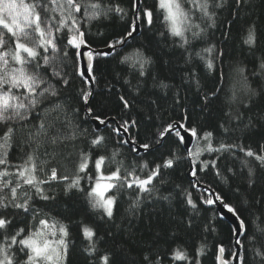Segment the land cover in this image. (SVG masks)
Masks as SVG:
<instances>
[{
  "label": "trees",
  "instance_id": "16d2710c",
  "mask_svg": "<svg viewBox=\"0 0 264 264\" xmlns=\"http://www.w3.org/2000/svg\"><path fill=\"white\" fill-rule=\"evenodd\" d=\"M134 2L136 0H102L106 5L118 4L126 12L110 13L107 19L92 21L84 16L82 7L76 15L87 45L94 50L104 49L123 36L133 17ZM222 2L223 7L214 9L215 26L208 27L209 22L197 14L194 22L206 31L196 39L190 37L189 45H182L179 37L168 32L162 11H157L158 0H143V6L153 10V23H143L139 35L128 40L126 46L118 45L111 55L94 56L96 80L94 88H91L96 99L90 105L93 115L86 113L88 106L79 98L81 89L87 90L88 87L76 71L77 64L80 65L79 56L74 55L72 49L68 50L69 58L63 67L71 81L70 86L61 87L53 79L52 83L60 90V95L53 98L47 107L51 108L56 103L64 106L65 112L59 114L56 128L70 134L71 129L66 124L71 122L78 126L77 138L56 145L44 144L39 150L37 164L41 160L47 161L45 172L56 168L58 176L71 178L76 173L81 151L90 153L94 162L99 155L109 156L115 150L119 153L117 161L123 165L121 176L127 170L146 178L157 164L163 165L166 159L175 158V163L170 168L161 167L160 174L150 185L151 193L139 192L135 186L109 192L108 195L117 196L111 218L103 210L90 207L87 197L90 181L87 178L81 180L83 191H65L68 181L43 185L47 194L55 197L48 201L41 200L34 189L24 185L19 191L28 192L33 197L31 208L27 213L11 207L0 209L12 220L4 235L11 236L19 228H24L25 232L35 230L39 220L47 219L50 224L58 221L68 228L66 264H90V261L98 260L100 253L89 257L84 252L87 241L82 229L85 226L94 228L103 238L99 248L112 253L114 264H148L146 256L157 264H195L196 261L199 264H218L221 246L225 260L233 264L231 254L236 253V247L232 226L221 216L215 204L205 203L206 199L213 197L191 180L189 157L175 133L166 135L163 141L159 135L169 123L183 122L182 110L187 108V127L197 130L191 152H195L197 146L203 149L208 143L204 139L205 133H212L213 147L220 143L237 146L221 153L202 151L198 158L191 156V159L198 182L219 194L220 201L234 208L239 218L244 220L247 235L240 239L244 264H264V260L253 251L264 244V234L256 227L259 225L264 229V166L254 157L245 155L249 149L256 154H264V68L261 67L264 63V0H244L240 6L236 0ZM253 22L257 27V42L255 46H249L244 43V38ZM211 45L215 46L213 51L204 53L203 49ZM59 46L63 49L62 44ZM135 49H141L153 61L144 77L130 63L122 62V58ZM208 59L213 61L212 69L206 66ZM161 81L168 87H160ZM213 92L214 96L211 95ZM121 95L133 106L123 108L119 100ZM206 95L207 100L204 99ZM42 115L43 108L37 109L29 123L15 132L8 151L11 164H20L27 158L31 151L27 143L28 133L35 130L34 126ZM57 115V112H52L48 118L54 119ZM94 115L113 122L97 130L94 121H99ZM131 120L137 123L129 129V139L145 153L137 154L136 147L120 142L126 139L123 134L117 136L113 132V128ZM4 131L6 126L0 125V136ZM50 134H55V129L50 130ZM97 134L107 138L105 147L90 144ZM143 144H149L150 148L144 149L141 147ZM212 161L216 162L215 168L211 166ZM245 161L248 167L255 169L252 186L248 184ZM205 164L209 166L205 168ZM115 167L106 161L102 171L107 175ZM216 169L220 175L216 174ZM87 174L94 183L99 173L92 162ZM38 175L45 178L42 173ZM138 195L140 202L132 207ZM189 198L195 207L187 202ZM250 237L255 238V243L250 242ZM0 240H3L2 235ZM202 245L203 252L199 253ZM178 247L187 251V260L173 257L172 252ZM13 252L18 260L24 259L15 248Z\"/></svg>",
  "mask_w": 264,
  "mask_h": 264
},
{
  "label": "snow or ice",
  "instance_id": "6c2138e0",
  "mask_svg": "<svg viewBox=\"0 0 264 264\" xmlns=\"http://www.w3.org/2000/svg\"><path fill=\"white\" fill-rule=\"evenodd\" d=\"M244 3V0H236L237 6ZM188 4V7H185ZM84 9V16L88 21L96 19H107L110 13L118 12L125 14L126 10L117 5H106L102 0H0V125L6 126V131L0 136V209H21L29 212L31 208L32 196L28 192H20L24 185L34 189L35 194L41 200L48 201L55 197L49 196L43 185H49L55 181H68L65 185V191L77 189L83 191L80 187L81 180L87 178L90 181L89 190L87 192L88 203L92 209L103 210L107 217L113 216V209L116 204V194L108 195L113 189L127 187L129 189L134 186L142 193H151L150 185L154 178L160 174L161 167L170 168L175 163V158H168L163 165L157 164L146 178H140L135 175L134 171L125 170V174L121 176L122 163L117 161L116 157L119 153L113 150L109 156L99 155L95 161H91L90 153H80V161L77 164L76 173L71 178L67 175H59L56 168H51L45 172L44 165L47 161L39 160V150L44 144L56 145L64 143L67 140H75L77 138L78 126L68 122L66 127L71 129L70 134L62 133L56 128V121L59 114L65 112L62 104L56 103L51 108L47 107L52 103L53 98H58L60 90L52 83L55 79L61 87L70 86L68 73L64 70L63 65L68 60V50L72 49L74 55L81 56L83 53L79 50L82 46L87 45L85 33L80 28V21L77 19V13ZM223 7L220 0H158L157 11H162L163 19L166 22L168 32L173 37H179L182 45L190 44L191 39H196L205 33L206 29L200 24L194 22V16L199 14L202 20L208 21V27L215 26V8ZM133 17L129 24V29L119 39L112 41L108 47L115 49L118 45L126 46L127 37H133L139 27L143 23L151 25L153 23V10L143 6V0L139 3L134 2L132 5ZM140 21L141 23H137ZM163 36V33H160ZM66 41V42H65ZM257 42V27L255 22L248 27L247 36L244 43L249 46H255ZM63 45V49L59 45ZM87 52V63L83 66L77 64L76 71L78 75L84 79L88 85L87 90L81 89L80 100L86 108V113L93 115V108L90 106L95 101L96 96L91 88V83L95 82L96 76L93 74V59L95 56H108L111 52L94 53L90 45ZM211 45L203 49L204 53H211L214 49ZM199 55V53L197 54ZM123 63H130L134 69H138L141 77L145 76L146 69L153 63L152 58L145 54L141 49H135L122 58ZM206 66L213 68V61L208 59ZM264 68V63L261 64ZM43 73V74H42ZM243 73V69H241ZM246 79V78H245ZM198 83V82H197ZM160 87L167 88L168 85L163 81ZM139 88H137V91ZM215 95V92L211 93ZM207 95L204 97L207 100ZM235 92L233 99H235ZM123 108H130L133 105L125 99L123 95L119 96ZM43 108V115L39 123L34 126V131L28 133V141L31 151L27 154V158L20 164H11L8 159V151L12 147L13 136L15 132L24 125H27L30 118L36 113L37 109ZM74 111H78L74 110ZM52 112L58 115L54 119H49ZM182 121H173L169 123L163 131L159 133L160 137L172 132L179 138L181 142L187 143L182 130L190 132L191 136H197L195 127L188 128L187 122L188 109L182 110ZM94 118L101 124H107L106 119H101V115H94ZM136 121H124L119 127L113 128V132L117 136L128 133L129 129L136 126ZM110 126V125H109ZM55 129V134H50V130ZM227 131V129H225ZM212 133H205L204 139L208 141L203 149L197 146L195 152L189 155L198 158L202 151L207 152H225L237 147L236 145H227L220 143L218 147H213L211 143ZM106 137L97 134L91 139L90 144L94 147H105ZM121 143L130 144L128 139H121ZM144 149H149V144L141 145ZM243 151V149H242ZM245 155L254 157L262 166H264V154H256L252 150H247ZM219 159V156L217 157ZM115 164V170L109 174L102 171L105 162ZM94 164L95 170L99 173L93 178L87 174L89 163ZM248 171L249 186L255 183V169L248 167L247 161L244 162ZM209 165L205 164L207 168ZM211 166L216 167V162L212 161ZM147 167V165H144ZM13 169V170H10ZM231 171V170H229ZM38 173L44 174L45 178H41ZM84 173V176H81ZM216 174L220 175L216 169ZM192 175H197L196 171ZM131 177V179H129ZM7 190V194H6ZM207 191V189H205ZM239 191V189H237ZM10 194V198L9 195ZM216 200L222 198L217 193H211ZM216 200L206 199L205 203L214 204ZM22 201V202H21ZM140 202L139 195L133 202L132 207H136ZM195 207L193 201L189 198L187 201ZM229 207V211L235 214V209ZM12 220L0 212V264H66L69 241L68 228L66 225L53 221L51 224L47 219H41L35 230L29 229L25 232L24 228L17 229L11 236L4 235L11 225ZM189 223H191L189 221ZM57 224L59 225L57 228ZM257 230L264 234V229L259 225ZM241 229L245 230L244 220H240L237 226V234ZM83 237L87 241L84 252L89 256H95L100 253L98 260L90 261V264H114V257L111 252L103 251L99 248V243L103 239L97 235L94 228L85 226L82 229ZM250 242L255 243V238L250 237ZM237 246H241L239 239L236 240ZM13 248L17 252L23 254L24 259L18 260ZM204 246L198 250L203 252ZM264 244L254 248L256 256L264 260ZM219 251L224 252L221 246ZM172 255L177 260H187L188 254L186 250L179 247L174 249ZM237 264H244V257L239 253H232ZM145 260L148 264H157L151 261L147 256ZM195 264H199L198 261ZM223 264V262H222Z\"/></svg>",
  "mask_w": 264,
  "mask_h": 264
},
{
  "label": "water",
  "instance_id": "95a60500",
  "mask_svg": "<svg viewBox=\"0 0 264 264\" xmlns=\"http://www.w3.org/2000/svg\"><path fill=\"white\" fill-rule=\"evenodd\" d=\"M136 2L139 3V0H136ZM137 23L139 24L138 21H137ZM139 33H140V27L137 29V32L133 34V37L127 38V41L132 39V38H134L135 36H138ZM91 50L94 53H98V52H111V53H113V51L115 49H111V48L108 47V48L98 49V50H94L93 48H91ZM79 51H81L83 53L81 56H79L80 66H83L84 64L87 63V52L89 51L88 45L82 46V49L79 50ZM91 87L94 88V82L91 83ZM111 122H113L112 119L107 121V124H101L100 122H97V121H94V124H95L97 130H101V129L105 128ZM181 134L184 135L186 141H188L187 143H184V142H182V143L184 145V149H185V151H186V153H187V155L189 157V160H190L189 176H190L191 180L194 181L197 184V186L199 188H201L202 190L207 189V191L210 192V194L213 193L214 191L212 189H210L207 186H203L201 183L198 182L197 177L192 175V172L194 171V165H193V162H192V159H191V155H189V153L191 152V148H192V146L194 144L195 137L191 136L190 132H187V131H184V130H182ZM123 135H124V137L126 139L130 140L128 133L123 134ZM166 135H169V134H166ZM166 135H165V137H166ZM165 137L161 138V141H163ZM128 145L131 148H135L136 147L132 142L130 144H128ZM136 148H137V152H136L137 154L145 153V150H143L141 148H138V147H136ZM212 197H213V200H216L215 196H212ZM214 204L216 205V207H217L219 213L221 214V216L232 226V228L234 230V236H235L236 253L239 252L241 254L242 245L241 246H237V244H236V240L237 239L240 240L245 234V230L244 229H241L239 231V235L237 234V226H238L239 221L241 219L236 214V212L234 214L233 212L229 211V208H227L225 206V204L223 202H221L220 200H216V202ZM222 262H223V264H228L227 261L224 258V252H222V253L220 252L219 253V257H218V264H222ZM233 264H237V261L235 260V258L233 259Z\"/></svg>",
  "mask_w": 264,
  "mask_h": 264
}]
</instances>
